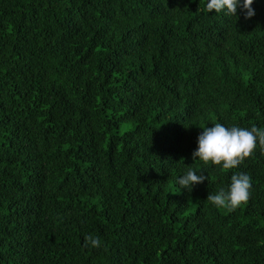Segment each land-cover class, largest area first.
<instances>
[{
    "label": "trees",
    "instance_id": "trees-1",
    "mask_svg": "<svg viewBox=\"0 0 264 264\" xmlns=\"http://www.w3.org/2000/svg\"><path fill=\"white\" fill-rule=\"evenodd\" d=\"M207 2L0 0V264H264V154L192 159L203 127L264 128V0ZM236 172L250 199L216 208Z\"/></svg>",
    "mask_w": 264,
    "mask_h": 264
},
{
    "label": "clouds",
    "instance_id": "clouds-1",
    "mask_svg": "<svg viewBox=\"0 0 264 264\" xmlns=\"http://www.w3.org/2000/svg\"><path fill=\"white\" fill-rule=\"evenodd\" d=\"M254 0H208L206 9L208 12L236 16L237 9L244 14V19H250L255 15L252 7ZM238 18V17H237ZM259 148L264 154V128L256 125L251 128L238 126L225 127L217 122L212 127H203V131L197 137V148L192 152V159H197L204 164H213L222 170H231L244 163L246 158L254 155V150ZM208 177L203 173L197 174L189 168L178 180L180 188L192 191L194 185L201 184ZM231 182L226 189L221 188L216 193H209L207 201L220 209L229 212L235 211L251 196V177L243 172L231 175ZM101 247L100 238L91 234L85 236L84 247Z\"/></svg>",
    "mask_w": 264,
    "mask_h": 264
}]
</instances>
